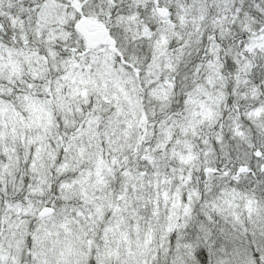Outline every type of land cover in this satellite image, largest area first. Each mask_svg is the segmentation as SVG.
I'll list each match as a JSON object with an SVG mask.
<instances>
[{
    "label": "snow or ice",
    "instance_id": "1",
    "mask_svg": "<svg viewBox=\"0 0 264 264\" xmlns=\"http://www.w3.org/2000/svg\"><path fill=\"white\" fill-rule=\"evenodd\" d=\"M0 264H264V0H0Z\"/></svg>",
    "mask_w": 264,
    "mask_h": 264
}]
</instances>
